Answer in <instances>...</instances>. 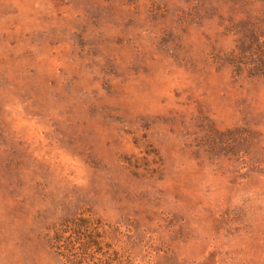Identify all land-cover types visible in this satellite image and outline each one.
I'll use <instances>...</instances> for the list:
<instances>
[{
    "label": "rangeland",
    "instance_id": "374dc122",
    "mask_svg": "<svg viewBox=\"0 0 264 264\" xmlns=\"http://www.w3.org/2000/svg\"><path fill=\"white\" fill-rule=\"evenodd\" d=\"M260 42L264 0H0V264L84 209L130 264H264Z\"/></svg>",
    "mask_w": 264,
    "mask_h": 264
},
{
    "label": "trees",
    "instance_id": "16d2710c",
    "mask_svg": "<svg viewBox=\"0 0 264 264\" xmlns=\"http://www.w3.org/2000/svg\"><path fill=\"white\" fill-rule=\"evenodd\" d=\"M256 48V63L248 74L264 76L263 42L258 43ZM240 57L242 55L233 51L228 55L227 62L239 69L242 64ZM119 227L84 209L53 227L47 238L50 248L65 264H130L116 248Z\"/></svg>",
    "mask_w": 264,
    "mask_h": 264
}]
</instances>
